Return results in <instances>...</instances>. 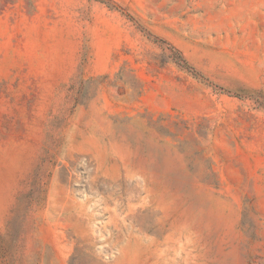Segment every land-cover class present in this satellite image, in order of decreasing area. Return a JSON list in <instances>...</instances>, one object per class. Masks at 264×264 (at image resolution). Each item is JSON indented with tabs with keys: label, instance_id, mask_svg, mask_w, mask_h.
Returning <instances> with one entry per match:
<instances>
[{
	"label": "rangeland",
	"instance_id": "rangeland-1",
	"mask_svg": "<svg viewBox=\"0 0 264 264\" xmlns=\"http://www.w3.org/2000/svg\"><path fill=\"white\" fill-rule=\"evenodd\" d=\"M0 264H264V0H0Z\"/></svg>",
	"mask_w": 264,
	"mask_h": 264
}]
</instances>
